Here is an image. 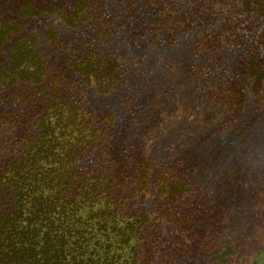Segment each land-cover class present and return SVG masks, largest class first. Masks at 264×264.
Masks as SVG:
<instances>
[{"label": "trees", "instance_id": "1", "mask_svg": "<svg viewBox=\"0 0 264 264\" xmlns=\"http://www.w3.org/2000/svg\"><path fill=\"white\" fill-rule=\"evenodd\" d=\"M114 1L0 0V264H172L195 246L214 264L235 255L172 210L196 191L182 162L146 159L127 138L147 128L142 98L154 112L155 86L127 90L117 109L88 100L121 82V24L146 47L186 41L208 122L263 113L264 0Z\"/></svg>", "mask_w": 264, "mask_h": 264}, {"label": "rangeland", "instance_id": "2", "mask_svg": "<svg viewBox=\"0 0 264 264\" xmlns=\"http://www.w3.org/2000/svg\"><path fill=\"white\" fill-rule=\"evenodd\" d=\"M115 1L118 11L123 4ZM138 35L134 30L126 37L125 25L120 24L119 56L125 62L121 82L109 96L90 95L91 110L102 112L98 104L103 105L104 98H109L107 106L117 109L127 90L141 92L155 86L159 94L155 111H149V97L142 98L148 125L132 129L129 142L141 146L146 159L182 162H178L183 168L179 173L196 191L175 198L171 208L187 217L188 227L195 226L192 231H198V241L219 248L231 241L235 255L226 264H264V111L253 116L245 108L246 119L232 128L218 124L225 119L220 115L219 121L208 122L204 102L193 86L189 70L193 56L186 41L173 46L146 43L150 45L146 47ZM131 42L136 43L134 48ZM225 227H230L232 238ZM166 242L161 248L164 253L175 244ZM195 248L192 258L184 256L183 262L172 264H214L210 252L203 256Z\"/></svg>", "mask_w": 264, "mask_h": 264}]
</instances>
